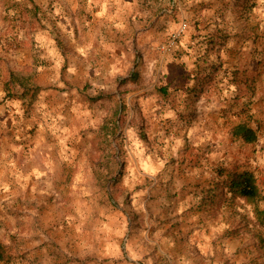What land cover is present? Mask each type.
<instances>
[{"label": "rangeland", "instance_id": "obj_1", "mask_svg": "<svg viewBox=\"0 0 264 264\" xmlns=\"http://www.w3.org/2000/svg\"><path fill=\"white\" fill-rule=\"evenodd\" d=\"M59 1L51 0L45 11L40 7L37 20L0 7V73L11 72L17 86L45 88L41 103L30 108L3 102L0 80V240L14 245L18 258L12 264L24 256L26 264H264L258 246L264 231L252 207L227 203L206 210L200 204L201 187L216 164L253 170L264 196V0H252L245 13L233 9V0H180L194 10L169 14L185 26L180 38L205 43L200 48L208 54L200 52L195 68L209 69L205 83L214 94L208 100L223 116L206 147L204 139L191 141L205 152L188 157L202 171L185 189L178 183L179 165L187 158H180L181 150L167 154L174 140L149 136L158 127L152 118L160 115L137 94L140 86L155 83L154 73L139 75L142 52L135 48L118 82L111 80L118 83L116 94L115 87L104 95L84 89L78 74L87 63L77 51L76 10L66 8L63 23L44 14ZM172 4L166 2L165 9ZM30 22L38 27V39L53 44L33 41ZM134 71L135 82H125L123 76ZM98 97L101 102H91ZM240 122L257 131L255 145L230 135ZM191 142L183 141L182 148L194 149ZM97 195L109 198L112 208L99 207L94 215ZM258 209L264 210V202Z\"/></svg>", "mask_w": 264, "mask_h": 264}, {"label": "crops", "instance_id": "obj_2", "mask_svg": "<svg viewBox=\"0 0 264 264\" xmlns=\"http://www.w3.org/2000/svg\"><path fill=\"white\" fill-rule=\"evenodd\" d=\"M166 2L173 3L169 10L165 9ZM36 3L38 4V0ZM40 3L43 4V0ZM191 6V3L182 6L180 0H60L51 15L56 19L61 11L62 17L59 21L62 22L66 8L72 7L77 12L78 33L81 37L80 41H77V51L79 60L87 63L86 70L78 75L84 78L83 87L86 86L87 89L111 92L112 87H115L114 94H116L118 83L113 86L111 80L118 82L116 77L123 73V67L133 59L135 48L142 52L145 66L139 69V75L146 77L150 72L151 75L154 73L155 83L140 86L137 94L142 96V99L147 97L146 107L158 109L157 114L160 115L159 119L156 116L152 118L151 121L158 127L151 129L149 136H165L167 140H174V145L167 150V154L169 151L170 154L174 152L178 154L177 152L181 150L180 158H188L195 151L182 148L185 139L213 136L211 131L213 125L223 121L222 115L214 112L215 104L213 101H208L205 94L200 95L197 102L191 103L190 95L187 93L192 87L195 76L193 67L197 53L194 45L197 40L184 36L172 50L161 49L171 35L180 28L179 24L169 19V14L176 10L181 15L185 11L188 14L187 11L194 10H190ZM62 23L59 26L61 29L69 27L63 26ZM33 41L37 43L39 41L41 47L53 44V40L42 41L36 36ZM63 60L67 61L66 71L69 76L70 57L65 56ZM129 76L125 75L123 78ZM160 86H164L170 94L167 103L160 102L157 97ZM126 87L133 89L130 85ZM116 100H113L114 107ZM125 102L128 103V100ZM82 136H102V134L84 133ZM188 164V161L181 159L182 169ZM185 170L187 178L183 177L181 183L188 185L193 178L189 174V169Z\"/></svg>", "mask_w": 264, "mask_h": 264}, {"label": "trees", "instance_id": "obj_3", "mask_svg": "<svg viewBox=\"0 0 264 264\" xmlns=\"http://www.w3.org/2000/svg\"><path fill=\"white\" fill-rule=\"evenodd\" d=\"M18 1V2H17ZM0 0V7L3 8L4 12H12L14 14L21 15L23 13H26V15H29V18L32 19V17H35L33 19L37 20L36 17H38V14L41 10L45 11L48 7V5L51 3V0H43V4L39 6L36 1L34 0ZM47 1V2H46ZM233 9L235 11L239 12H247L251 10L254 7V2H251L252 0H233ZM52 4V3H51ZM41 7V8H40ZM62 9V8H61ZM60 9V10H61ZM54 8H51L49 12L44 13L46 16H49L50 19L52 18L51 15L53 14ZM61 17V11L59 15L55 18H52L57 22H59V18ZM30 20V19H29ZM33 22H30L29 29L32 30L31 37L34 39V37H37V30L38 27L32 26ZM41 28V27H40ZM45 29V27L43 28ZM17 35V34H15ZM182 36L175 44L174 48L177 47L179 41L183 38ZM192 39H196L195 37L189 36ZM55 42V41H54ZM56 43V42H55ZM205 43H199L198 40L195 42L194 47L196 48V55H195V66L193 67V70H195V76L193 78V83L191 89L187 92L189 93V99L191 103L197 102L200 95L205 94L208 98H211V94H214V90L211 88V86H207V81L209 79V69L208 68H195L198 64L197 58L200 52L202 54H208L206 51H202L200 46H203ZM199 47L197 48V46ZM41 48V47H40ZM200 56V55H199ZM34 55L31 57V67L34 68L35 62ZM204 63L203 60L201 62ZM38 65V64H37ZM37 69H40L37 66ZM202 71H204L202 74ZM135 71L130 74L128 78H125L124 81H129L131 83L135 82L136 80ZM0 80L3 92L5 93L3 97V102H19L22 105L26 104L29 105L31 108L33 104H40V93L45 92V88H42L40 86L35 87H29V86H17L18 85V78L13 76V74L10 72L8 76L4 77L0 73ZM125 82H121V84H125ZM71 87V86H70ZM87 90L86 86L83 87ZM164 86H160L157 90V97L159 98L160 102H165L169 100L170 94L164 89ZM67 89V88H66ZM70 90V89H69ZM68 91H64L66 93ZM101 92V95H104ZM206 92V93H205ZM111 96H105V98H110ZM112 98V97H111ZM114 98V97H113ZM45 99V98H44ZM43 99V101H45ZM99 100H102L101 97H98L94 99L91 102H98ZM209 101V100H208ZM164 104V103H163ZM118 107V106H117ZM222 115V114H221ZM223 118V116H221ZM213 129V128H212ZM107 130V129H106ZM230 135L238 141H241L245 145H255L258 141V134L257 131L250 126L249 123L240 122L236 124L232 130ZM102 136L108 137L109 135L102 133ZM197 139H201L203 141L204 139V147L207 146L208 139L211 136H196ZM196 137L193 139L195 140H189L185 139V143L196 141ZM193 142H191L190 147L194 148V152L191 153L190 156L194 157V153L201 154V152H205V150H202V147H192ZM205 156H208V153L204 154ZM184 161H188L189 164L186 166L185 169H189V174H191V177L193 178L190 183L183 184L180 183L182 181V178L186 177V170L182 169L179 165V171H181V181H178L180 183L181 189L188 188L192 186V184L196 181L195 176L200 175L202 169H196V166H194L195 162H190V158L185 159ZM200 164V163H199ZM199 164H197L199 166ZM182 165H184V162H182ZM242 164L232 163V164H216L215 166L210 167V177L209 179L204 183V185L201 187L202 196L200 198V204L206 209H214L215 206H219L221 204H229L230 207H236L238 204L244 205V206H250L252 207L254 211L255 216V223L258 225L259 228L264 231V210H259V205L264 202V196L262 195L260 188H259V181L257 174L249 169L248 167H243ZM208 164L205 161V168L207 169ZM205 171V170H204ZM165 172L167 170L165 169ZM184 175V176H183ZM97 184L100 187L99 191H102V178L97 176ZM104 190V189H103ZM94 206H98L96 209H94V215L100 213L101 209L99 207H105L106 209H111L112 204L110 202V199L106 196L102 197V195H98L94 197L93 199ZM237 232V231H235ZM15 238H13L14 241ZM259 252L262 259H264V241L261 239L259 241ZM18 258L17 251L13 244L11 243H5L0 240V264H12L16 259ZM21 263L20 264H26V261H28L27 257H21L20 258Z\"/></svg>", "mask_w": 264, "mask_h": 264}, {"label": "built area", "instance_id": "obj_4", "mask_svg": "<svg viewBox=\"0 0 264 264\" xmlns=\"http://www.w3.org/2000/svg\"><path fill=\"white\" fill-rule=\"evenodd\" d=\"M185 29V26L182 25L175 33H173L170 37V39L168 40V42L166 44H164L161 49L163 51H170L174 48L176 42L179 40L180 35L182 33V31Z\"/></svg>", "mask_w": 264, "mask_h": 264}]
</instances>
